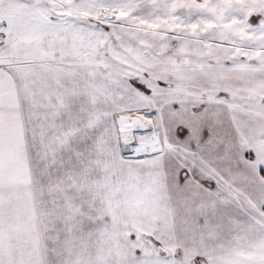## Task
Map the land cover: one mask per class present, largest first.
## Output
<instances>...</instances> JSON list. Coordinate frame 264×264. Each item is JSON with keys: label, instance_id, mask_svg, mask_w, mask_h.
Wrapping results in <instances>:
<instances>
[{"label": "snow or ice", "instance_id": "6c2138e0", "mask_svg": "<svg viewBox=\"0 0 264 264\" xmlns=\"http://www.w3.org/2000/svg\"><path fill=\"white\" fill-rule=\"evenodd\" d=\"M0 264H264V0H0Z\"/></svg>", "mask_w": 264, "mask_h": 264}]
</instances>
